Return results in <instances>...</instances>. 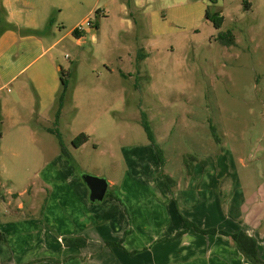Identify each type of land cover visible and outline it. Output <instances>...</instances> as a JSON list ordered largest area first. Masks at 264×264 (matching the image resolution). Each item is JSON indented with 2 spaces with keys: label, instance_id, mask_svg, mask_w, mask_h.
<instances>
[{
  "label": "rangeland",
  "instance_id": "1",
  "mask_svg": "<svg viewBox=\"0 0 264 264\" xmlns=\"http://www.w3.org/2000/svg\"><path fill=\"white\" fill-rule=\"evenodd\" d=\"M76 3V11L64 10L63 16L69 15L65 32L90 9L106 11L85 20L87 32H80L85 34L80 44L66 39L58 46L70 74L57 127L71 149L73 157L68 159L76 172L99 174L118 184L125 177L137 184L146 181L143 187L151 188V165L158 164V175L168 185L160 172L174 180L195 176L189 186L193 192L204 187L200 177L214 175L211 191L223 207L234 197L235 208L255 193L263 198L264 0ZM207 9L223 17L220 28L207 17ZM227 30L234 35L233 45L219 39ZM2 93L17 101L11 112L2 115L0 110L1 144L10 149L0 152V212H20V202L40 212L54 191L51 180L43 178L55 175L45 162L55 164L61 154L58 137L46 131L56 127L58 103L39 113L40 105L7 89ZM142 111L164 151V164L142 125ZM29 130L39 133L32 137ZM81 132L90 138L73 148L72 140ZM33 138L37 142H31ZM149 147L155 161L149 158ZM190 156L192 173L186 161ZM221 177L228 178L232 190L214 188V183L219 188ZM21 214L16 220L26 218ZM24 233L32 234L17 224L0 241L16 245Z\"/></svg>",
  "mask_w": 264,
  "mask_h": 264
},
{
  "label": "crops",
  "instance_id": "2",
  "mask_svg": "<svg viewBox=\"0 0 264 264\" xmlns=\"http://www.w3.org/2000/svg\"><path fill=\"white\" fill-rule=\"evenodd\" d=\"M60 1L0 0L2 115L7 110L11 112L17 101L13 95L3 94L5 89L40 105L39 113L58 103L61 71L70 68L63 63L58 46L66 39L80 44L85 34L79 31L78 38L73 30L98 9L100 14H106L105 9L92 8L65 32L64 21L69 15L64 17V10L76 11L77 0ZM46 131L52 134L49 127ZM28 132L32 137L39 133ZM3 137L0 134V152H8L10 149L1 144ZM31 142L37 141L33 138ZM72 146L82 147L73 142ZM67 148L73 157L70 147ZM149 148V158L155 161L154 150ZM55 161L44 165L49 173L55 174L53 177L45 178L42 172L54 189L47 206L38 212L25 209V203L20 202L21 211L16 213L8 208L11 204L8 201L6 212H0V232L6 237L17 224L32 232L24 233L16 245L10 240V246L0 241V264H253L232 236L220 232L239 230L256 238L259 255L264 260V197L256 193L238 208L233 205L235 197L231 203L229 199L228 207H223L225 203L219 204L217 193L211 191L214 175L200 177L204 187L198 192L189 188L195 176L177 178L174 192L159 177L158 164H154L152 178L148 179L151 188L143 187L146 181L137 184L125 177L118 184L109 178V187L113 188L110 193L119 199L105 196L102 201H92L88 185L62 151ZM214 185L216 190H232L226 177L220 178L219 188ZM196 200L200 203L196 204ZM18 213L26 218L16 220ZM184 218L201 229L218 231L203 233L195 227L185 230Z\"/></svg>",
  "mask_w": 264,
  "mask_h": 264
},
{
  "label": "trees",
  "instance_id": "3",
  "mask_svg": "<svg viewBox=\"0 0 264 264\" xmlns=\"http://www.w3.org/2000/svg\"><path fill=\"white\" fill-rule=\"evenodd\" d=\"M0 5V12L2 11ZM97 14L99 13V9L96 12ZM207 17L211 19L215 26L217 28H220L222 25L223 17L222 16H212L209 12V9H207ZM95 27H98L97 25ZM2 32V27L0 26V33ZM37 32V31H33ZM73 34L76 37H80L78 29L73 30ZM219 39L221 42L225 45H233L235 43V38L231 30H227L224 33L219 34ZM68 74H70L69 70L66 71L65 69H62L61 71V81H62V90L60 92L59 98H58V109L57 113L55 116V128H50V131L54 133L60 143L61 151L66 156L67 158H71V154L68 151V148L66 146V143L63 140L62 133L58 129L57 125L59 124L61 113H62V108L64 106L65 98L68 92ZM142 125L146 131V134L150 140V142L153 144L154 148L156 149L159 159L161 164L165 163V156H164V151L160 144L158 143L155 133L151 127L150 121L145 113V111H142ZM90 136L85 133L81 132L78 134L74 139H73V144L76 147H80L86 142H88ZM187 161V167L189 170V173H192L194 170V159L193 157H189V159H186ZM160 175L163 176L168 182L169 186L173 187L175 185V180L169 175L165 174L163 172H160ZM106 197H112V198H117L119 199V196H115L109 191L106 194ZM190 227H195L198 231H201L203 233H216L218 230L217 229H201L199 228L193 221L189 220L188 218H184V229L187 230ZM221 233L228 234L232 236V238L236 241L238 248L242 253L253 263V264H264V260L260 257L259 255V250H258V244L256 238L253 236H249L245 231L239 230L233 233L227 232V231H220ZM0 238L5 240V235L0 232Z\"/></svg>",
  "mask_w": 264,
  "mask_h": 264
},
{
  "label": "water",
  "instance_id": "4",
  "mask_svg": "<svg viewBox=\"0 0 264 264\" xmlns=\"http://www.w3.org/2000/svg\"><path fill=\"white\" fill-rule=\"evenodd\" d=\"M82 177L90 189V199L92 201H102L109 188L107 178L90 173H83Z\"/></svg>",
  "mask_w": 264,
  "mask_h": 264
},
{
  "label": "built area",
  "instance_id": "5",
  "mask_svg": "<svg viewBox=\"0 0 264 264\" xmlns=\"http://www.w3.org/2000/svg\"><path fill=\"white\" fill-rule=\"evenodd\" d=\"M84 23H85V21L83 23H80L75 29H78V31H80V32L85 31L86 27H85ZM88 26L93 27L94 26L93 22L88 21Z\"/></svg>",
  "mask_w": 264,
  "mask_h": 264
}]
</instances>
